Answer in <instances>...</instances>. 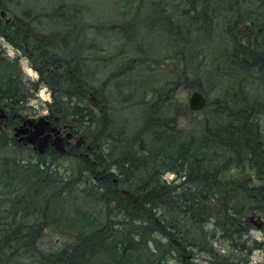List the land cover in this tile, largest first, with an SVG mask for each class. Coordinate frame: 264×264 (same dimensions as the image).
<instances>
[{
  "label": "trees",
  "instance_id": "trees-1",
  "mask_svg": "<svg viewBox=\"0 0 264 264\" xmlns=\"http://www.w3.org/2000/svg\"><path fill=\"white\" fill-rule=\"evenodd\" d=\"M6 1L0 0V12L6 13ZM210 2L172 0L168 12L191 20L190 27L173 22L169 28L168 17L141 24L142 19L134 17L138 7L125 18L128 26H107L109 32L122 37L125 47L140 48L136 36L141 33L146 37L141 28L170 36L173 47V53L164 58L174 64L172 80L160 84L155 103L144 106L140 128L130 133L126 129L131 126L126 124L118 134L108 133L113 121L101 117L106 100L100 94L106 82L90 89L89 75L80 77L76 68L69 69L70 62L49 57L44 59L46 63H38L27 50L22 52L39 74L37 81H30L22 74L18 57H8L0 46V106L10 116L19 115L41 87L47 88L49 120L58 117L57 125H67L83 140L81 148L72 145L66 152L76 159L75 170L51 183L56 173L39 164L37 154L25 157V148L12 141L8 129L0 131V264H166L167 254L159 253L162 250L155 236L144 240L155 226L165 234L168 246L204 252L210 264H248L253 251L264 249L263 242L251 239L248 222L258 216L264 235V0ZM65 7L61 5L59 13L61 26L79 27V19L64 18L79 8ZM25 15L29 17V12ZM215 20H221L218 27L223 33L216 43L218 50H207L211 58L205 65L214 67L206 76L211 77V88L225 87L207 101L200 111L202 119L182 124L174 107L176 92L181 85H194L187 76L204 64L198 61L202 54L197 48L210 37ZM240 23L245 26L240 28ZM22 27H31L23 17L8 21L0 17V36H18ZM12 28H17L16 32ZM12 45L21 51L20 45ZM45 50L38 48L39 53ZM135 61L130 60L131 66ZM149 81L139 82L138 87ZM169 108L171 115H161ZM149 109L154 112L149 114ZM94 117L100 120L97 125ZM9 137L11 142H6ZM107 167L115 168L118 183L102 185L101 172ZM166 173L173 175L170 182L164 179ZM91 176L96 177L98 187L83 182ZM64 177L68 181H63ZM114 180L116 176L106 179ZM73 187L78 188L74 204L58 206L57 217L47 216L42 200H55L52 196L57 188L63 190L56 196L67 199L64 195ZM89 203L102 210L95 214L87 209ZM137 221V229L128 227ZM146 222L151 229L143 228H148ZM217 244L223 247H215ZM171 258L180 261L181 257Z\"/></svg>",
  "mask_w": 264,
  "mask_h": 264
},
{
  "label": "rangeland",
  "instance_id": "rangeland-1",
  "mask_svg": "<svg viewBox=\"0 0 264 264\" xmlns=\"http://www.w3.org/2000/svg\"><path fill=\"white\" fill-rule=\"evenodd\" d=\"M128 0H7V10L6 18L12 19L16 16H21L24 18V22L28 23L37 28H45L44 32H49L50 30H55L53 22L50 19H40V24H36L35 21L30 18H35L36 16L42 15L46 13V10H50L55 8L58 5H65V9H70L71 6H75L77 9V13L67 12L64 18L67 21H71L72 18L79 19L78 21L82 23L79 27L81 32H84L85 39L88 46H91V50L94 52L89 53L91 58L95 59L93 62H90L88 65L84 66L81 69L82 73L89 75V88L96 89L100 88L99 86L101 82H106L104 88L100 92L101 96L106 100V105H109L112 118L113 125L110 126L108 133L118 134L121 125H129L130 129H126L128 133L134 130L140 124V117H142L144 106L155 103L154 95L158 92L160 88V84H165L169 80H172L171 71L174 69V64H171L168 60L164 59L168 54H172V43L170 40V36L165 35L162 32L156 31L153 33H148L144 28H141L143 33H145V48L135 50V45H128V47L123 46V39L117 32H109L106 28L107 25L113 23L112 17L116 18L118 13H122L126 8ZM138 0H134V6L137 4ZM79 10V11H78ZM81 11V12H80ZM29 13V17H25L26 13ZM37 12V13H36ZM41 12V13H39ZM80 12V13H78ZM130 17V14H128ZM127 17V18H128ZM119 18V17H118ZM167 18V17H166ZM140 19V18H139ZM139 20L142 22L141 24H145V19L141 18ZM164 20V19H163ZM146 21V22H145ZM221 21V20H220ZM215 20L216 29L209 35V38H205V42L199 44L197 50L201 52L202 57L200 58L199 68L196 70H190L187 78L189 81H193L194 85L190 87H186L185 85H181L176 92V105L174 106L177 110L178 114H180L179 120L182 124L191 122L193 123L196 119L200 120L203 118L201 112H190L189 109L185 111L183 109V102L187 105V100L190 94L194 91H198L202 93L208 102L214 99V97L218 96L217 94L220 92L224 86H219L217 90L210 87L209 83L211 82V77L206 76V73L209 69H211V65H205L206 62L209 61L211 56L207 54V50H212L213 48L217 49L216 43L217 40H220V33H223L221 28L218 26L222 24V22ZM59 22L56 20V23ZM107 22V23H106ZM105 23V24H103ZM162 23V22H161ZM164 25V24H161ZM244 23H240V28H242ZM146 27V26H145ZM165 26H161L163 28ZM106 28V29H104ZM33 29V28H32ZM39 30V29H37ZM151 31V30H148ZM168 32V31H167ZM179 38H181L179 36ZM170 40V41H169ZM208 42H210L208 44ZM208 44V46H207ZM133 46V47H131ZM2 47L5 50V53L8 57H18L19 64L21 67L22 74L30 81H37L38 76L37 73L31 69L29 58L23 54L22 51H17L12 44H5L2 42ZM208 48V49H207ZM185 49V47H184ZM212 54L211 52H208ZM220 53V51H219ZM64 56V55H63ZM199 56V54H198ZM132 57V58H131ZM63 58V57H60ZM136 60L133 63L130 62L131 59ZM72 63V62H71ZM170 64V65H169ZM131 66V67H130ZM73 64L70 65V70H73ZM124 68V69H122ZM132 68V69H131ZM89 69L91 70L89 73ZM119 72V74H118ZM176 73V72H175ZM164 74L163 80H160L161 75ZM109 75L113 76L111 80H107ZM147 76V79L144 77ZM143 79H141V78ZM107 80V81H106ZM146 80H150L148 83H144L142 88L146 85L145 89H140L138 87L139 82H144ZM197 82L200 83V87H197ZM258 86V85H257ZM47 88L41 87L42 91L40 94L37 92L34 99L30 100L26 107L30 108L27 110L28 116L31 119H37L43 116L46 113L45 104L51 102V97L49 90ZM201 89V90H200ZM143 90V91H142ZM259 91V90H258ZM223 92V90H222ZM38 94L40 96H38ZM208 96V97H207ZM86 97L89 98V94L86 93ZM181 102V103H180ZM183 109V110H182ZM171 108L164 110L161 112V115H171L169 114ZM185 111V112H184ZM97 112V110H95ZM154 112L153 109H149V114ZM96 118L98 115L96 113ZM139 119V120H138ZM99 119L94 120V125H97ZM139 122V123H138ZM194 124V123H193ZM69 132V131H68ZM107 132H105V135ZM103 139L105 137L102 136ZM78 136L76 135L71 144L76 143ZM24 155L25 157L28 154H36L30 147H24ZM33 153V154H32ZM62 157V158H61ZM55 160V165H58L61 170L71 169L73 167L72 163H74L73 157L64 154ZM76 162V161H75ZM76 164H74L75 170ZM164 179L167 182H170L173 179V175L170 173H166L164 175ZM100 205H95L89 203L86 207L88 210L95 212L98 214L100 212ZM258 217V216H257ZM257 217H254L257 219ZM141 218V214H140ZM255 219V220H256ZM250 223V220L248 219ZM146 226L149 229L152 226L146 222ZM252 229L249 232L251 239H254L257 242L264 243V235L261 230L255 228L253 224L250 223ZM139 226V221L129 225L128 227L137 229ZM165 234L162 233L159 227L155 226L152 228L151 233L145 234V242L150 239V237L155 236L157 242L160 244V249L163 253L167 254L165 262L166 264H209L207 255L202 252L198 253L193 250L187 251H177L174 247H170L166 244V239H164ZM161 242V243H160ZM173 246V245H172ZM215 247H223L219 244ZM171 255L180 256V261L174 260L171 258ZM264 260V249L263 250H255L251 253L249 258V264H262ZM140 264L136 262V264Z\"/></svg>",
  "mask_w": 264,
  "mask_h": 264
},
{
  "label": "bare ground",
  "instance_id": "bare-ground-1",
  "mask_svg": "<svg viewBox=\"0 0 264 264\" xmlns=\"http://www.w3.org/2000/svg\"><path fill=\"white\" fill-rule=\"evenodd\" d=\"M133 1L134 0H128L126 3L127 4L130 3V5H126L125 6L126 9L122 13H118L116 15L115 19H114V17H112L111 20H113V23H116V24L121 23L124 26H128L129 20L125 19L128 17L127 14H130L134 8L138 7L139 11L137 12L136 15H134L135 18H144L146 21L156 22V21H161L165 17H168L167 18L168 21L166 22V26H168L169 28H171V25L173 22H180L181 24L183 23L184 27L192 26V25L188 24V22H191V20H189V19L185 20V18H183L182 15H177V14L171 15V13L168 12L169 11L168 6L171 5L172 0H142V4L137 3L135 6H134ZM216 1L217 0H212V3L210 2L209 5L216 3ZM53 9L46 10L45 11L46 13H43L42 15L36 16L35 18L31 17L30 21L34 20L35 23L39 25L40 19H50V21L53 22L52 24L54 25L55 30H53V31L50 30L49 32H44L43 29H45V28H39L38 26L36 29H35V27H32V26L30 28L22 27L19 30L18 36L15 33H8V34L1 35L0 36V46H1V48H3L2 42H4L7 45L8 44H15L16 46L20 45L21 48L19 46V49L21 51H27L28 50V54L34 53L35 58L38 61V63H46V60H44V59H48L46 57H43V55L38 52V48H40V50L48 49V51H50V55H51L50 57H55V58H59V59H61L60 57H63L62 59H64L67 62H70V65L73 64L74 68H76L78 70L80 77L85 78L86 74L82 73L80 71V68L82 66H90L88 64L95 60V59L91 58V56L89 54V53L94 52V50H91L90 49L91 46L90 47L88 46L89 44L87 43L85 36L83 35L84 32H81L82 31L81 29L74 27V26H67V25L61 26L62 21H60L61 18L59 15V13L61 12L60 11L61 5L56 6L54 11H53ZM39 13H41V12H39ZM169 15H171V16L169 17ZM56 20H58L59 22L56 23ZM103 24H105V23H103ZM213 24H215V23H213ZM107 26H106V28H107ZM106 28H104V29H106ZM12 29H13V32H16V30H17V28H12ZM37 29H39V30H37ZM215 29H216V26H215ZM215 29L213 26L212 30H215ZM136 39L139 42V44L142 43L140 45V49H144L145 48V43H144L145 40H144L143 34L139 33L136 36ZM219 54H222V52H220ZM90 71L91 70L89 69L88 73ZM44 73L49 74V72L47 70H44ZM105 107L106 108H105L104 113L102 114L101 117L104 119L109 118L110 120L113 121V118H112V115L110 112L111 108L108 109L110 106L105 105ZM46 114H47V111L43 116H46ZM94 119H96V118L94 117ZM63 125H65V124H63ZM65 126L67 129H69V127L67 125H65ZM124 126H125V124L121 125L120 128H122ZM140 126H141V124H139L135 128V130L140 128ZM77 136L79 139H82V136L80 134H77ZM11 137L16 139L12 135H11ZM11 137H9V139L6 140V142H11L10 141ZM15 144L17 145V143H15ZM55 151H56L55 153L52 151L47 152L50 155V158H49V155H48V158L44 157V154L46 152L39 154L36 151H34L38 156V158L36 159L37 162L39 164H42L45 167L47 166L50 170H52V172L56 173L57 177L51 178L50 179L51 183H53L56 179L60 178L64 174H66L68 172H72L74 170L73 167L75 164V161H74V163H72L73 167L71 169H68V170L62 169L61 170V168L58 165H55V160L57 158L63 156L64 154H66V152L64 154H61L56 149H55ZM10 152H12V151L10 150ZM69 156L73 157L72 155H69ZM87 157L91 158L92 156L88 154ZM73 159L76 160L75 158H73ZM31 162L32 161H29V163H31ZM101 175H102V177L100 175L99 176L102 178V185L103 184L106 185L107 183L108 184L118 183L119 178H120V176H117V171L115 170L114 167L104 168L103 171L101 172ZM113 176H116L117 180L110 181V182L106 181V179L108 177L112 178ZM66 180L68 181V177L63 178V181H66ZM83 182H85L87 185H89L90 187H93V188L99 186L98 184L95 183L96 182L95 176L87 177L86 179L83 180ZM114 189H115V191L119 190L118 188H114ZM62 190L63 189L60 190V188L53 190V196L52 197L56 198L55 200H51V197H45L42 200V204H44L47 207V209L45 211L47 216H52V215L55 216L56 215V217H57L60 215L57 211L58 206H71L74 204V202H73L74 201V194L78 190V188L73 187V189L69 193L64 195V196H67V199H63V200H62V196H56V193L60 192ZM119 193L125 194V195L128 194V192L123 190V189H120ZM23 205L27 206L28 204L26 201H24ZM39 206H41V205H39ZM143 228L146 230L149 229V228L144 227V226H143ZM142 231H143V229L138 230L137 233L142 232ZM207 263L210 264V262H207ZM211 263H212V261H211ZM248 264H249V260H248Z\"/></svg>",
  "mask_w": 264,
  "mask_h": 264
},
{
  "label": "water",
  "instance_id": "water-1",
  "mask_svg": "<svg viewBox=\"0 0 264 264\" xmlns=\"http://www.w3.org/2000/svg\"><path fill=\"white\" fill-rule=\"evenodd\" d=\"M4 15V12L0 13V16L2 17H4ZM187 102L190 111L198 112L202 110L206 105V98L200 92L194 91L188 97ZM0 114L1 118L5 117L2 109H0ZM52 133L57 135L59 133V130H56L54 127L50 128V123L47 119L39 118L36 121L31 119L25 120L22 126L14 129L13 136L15 138H18L19 141H23L24 144L33 146V149L39 154L44 153L49 143L58 152H60L61 154L64 153L65 150L62 147V140L58 138L52 140ZM67 136H71V134L68 133ZM250 222L254 224L257 229H260L263 225V221L259 217H257L256 220L251 218Z\"/></svg>",
  "mask_w": 264,
  "mask_h": 264
},
{
  "label": "flooded vegetation",
  "instance_id": "flooded-vegetation-1",
  "mask_svg": "<svg viewBox=\"0 0 264 264\" xmlns=\"http://www.w3.org/2000/svg\"><path fill=\"white\" fill-rule=\"evenodd\" d=\"M41 54L43 55V57H46V58H49L51 56L50 55V51H48V49H46ZM37 75H39V74L37 73ZM0 108L4 111V116H5V117H2V118L0 117V131H3L4 129H8L11 132L12 136H13L15 128L22 126L25 120L31 119L27 115L26 107L25 108L23 107V111L19 115H16V116H12V115L10 116L8 111L3 106H0ZM0 116H1V114H0ZM45 117H47V114H46ZM48 120H49V118H48ZM49 122H50V128L54 127L56 130H59V133L57 135H55L54 133L51 134L52 135L51 139H53V138L61 139L62 142H63L62 147L67 152V150L70 149V147L73 145L71 143H72L73 139L75 138V135H73L71 133V136H67L68 133L70 132L69 129H67L65 125H57V118H54L53 121L49 120ZM12 139H13L12 141L14 143L20 144V145H22L24 147H30V146H25V144H23V141H19L18 138H16V139L12 138ZM77 142H78V144L77 143H74V144H77L76 148L79 149L83 145V140L80 139V141H77ZM30 148L33 150L32 146ZM48 151H52L54 153L56 152L54 147L50 143L48 144V146L45 149L44 153L45 152L47 153ZM46 153L44 154V157L48 158V153L47 154ZM87 155L88 154H86L84 156L87 157Z\"/></svg>",
  "mask_w": 264,
  "mask_h": 264
}]
</instances>
